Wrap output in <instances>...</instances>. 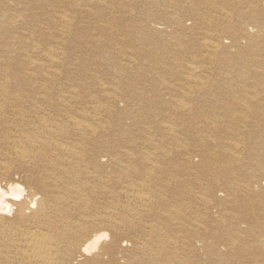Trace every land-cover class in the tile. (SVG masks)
<instances>
[{
  "label": "bare ground",
  "instance_id": "6f19581e",
  "mask_svg": "<svg viewBox=\"0 0 264 264\" xmlns=\"http://www.w3.org/2000/svg\"><path fill=\"white\" fill-rule=\"evenodd\" d=\"M0 264H264V0H0Z\"/></svg>",
  "mask_w": 264,
  "mask_h": 264
}]
</instances>
